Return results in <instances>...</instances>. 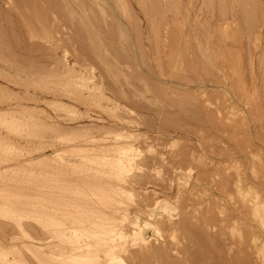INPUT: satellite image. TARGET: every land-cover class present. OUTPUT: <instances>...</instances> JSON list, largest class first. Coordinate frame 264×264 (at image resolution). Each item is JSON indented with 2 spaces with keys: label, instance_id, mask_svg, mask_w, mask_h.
I'll list each match as a JSON object with an SVG mask.
<instances>
[{
  "label": "rangeland",
  "instance_id": "obj_1",
  "mask_svg": "<svg viewBox=\"0 0 264 264\" xmlns=\"http://www.w3.org/2000/svg\"><path fill=\"white\" fill-rule=\"evenodd\" d=\"M251 3L0 0V166L6 169H0V227H6L0 229V246L5 248H0V255L6 253V264H64L61 258L44 253L59 257L64 246L79 238L90 239L93 246L101 248H97L100 258L107 259L108 248H102L99 240L100 232L110 228L106 221L112 203L106 185L109 178L99 179L96 169L85 173L81 166H71L74 170L63 167L62 158H78L67 151L79 149L76 146L82 143L74 139L84 133L120 134L133 147L131 157L135 160L128 168L130 173H125L135 183L130 196L122 198L125 218L120 213L127 239L119 242L123 245H119V253L126 264H133L128 253H139L142 246L132 237L135 213L162 217V210L154 205L161 197L176 195L179 169L193 172L198 198L188 201L184 193L180 205L183 212L189 204L203 205L193 220L196 225L212 215L218 218L225 205L202 180L203 173L230 166L240 151L247 152L238 158L247 169L252 164L250 153L260 156L256 167L264 195V0ZM81 82L88 83L85 89ZM96 144L95 149L105 147ZM230 156L234 160L228 159ZM219 178L216 180L221 182ZM66 197L81 201L82 212L64 217L61 207ZM206 203L213 205L207 213ZM21 222L27 225V233L19 227ZM65 223L76 228V233L71 230L65 236L58 231ZM161 223L166 243L151 237L150 250L163 246L168 248V257L150 258L147 262L151 264H236L237 260V264H248L245 258L250 250L230 243L236 238L228 228L221 238L220 224L207 229L210 237L219 241L207 244L209 251L200 254L203 243L191 241V234L182 230L171 237L169 221L163 218ZM258 236L254 263L264 264V234L258 231ZM144 257L137 263L146 264Z\"/></svg>",
  "mask_w": 264,
  "mask_h": 264
},
{
  "label": "bare ground",
  "instance_id": "obj_2",
  "mask_svg": "<svg viewBox=\"0 0 264 264\" xmlns=\"http://www.w3.org/2000/svg\"><path fill=\"white\" fill-rule=\"evenodd\" d=\"M46 1V0H45ZM48 1V0H47ZM97 1V0H96ZM250 1V0H249ZM83 2V1H82ZM94 2V1H93ZM249 3V2H248ZM253 3V0H252ZM251 3V5H252ZM244 4V2H243ZM97 5V4H96ZM248 4H246L247 6ZM249 6V5H248ZM256 6V5H254ZM81 7V6H79ZM153 6H151L152 8ZM150 8V10H152ZM248 8V7H247ZM154 9V7H153ZM255 9V8H254ZM245 11V10H244ZM248 13V12H247ZM247 16V15H246ZM254 15H252L253 18ZM89 17V16H88ZM103 18V17H102ZM114 18V17H113ZM247 19V18H246ZM251 19V17L249 18ZM264 19V18H263ZM93 20V19H92ZM251 21V20H250ZM254 22V19L252 20ZM251 21V22H252ZM258 21V20H257ZM91 22V21H90ZM252 22V23H253ZM89 23V22H88ZM119 26V25H117ZM155 26V25H154ZM255 26V25H254ZM92 27V26H91ZM118 28V27H117ZM116 28V30H117ZM155 28V27H154ZM157 28V26H156ZM254 28V27H253ZM256 28V27H255ZM93 29V28H92ZM108 29V28H107ZM251 29V27H250ZM82 31V30H81ZM87 31H91L90 29H88ZM119 31V29H118ZM254 31V30H253ZM85 32V31H84ZM83 32V33H84ZM97 32V31H96ZM102 32V31H101ZM100 32V33H101ZM112 32V31H111ZM121 32V31H120ZM78 33V32H77ZM82 33V34H83ZM93 33V32H92ZM85 34V33H84ZM88 35V33H86ZM125 34V32H124ZM252 34V33H251ZM94 35V34H93ZM86 36V35H85ZM89 36V35H88ZM92 36V35H91ZM125 36V35H124ZM90 37V36H89ZM118 37V36H117ZM92 38V37H91ZM225 38V37H224ZM229 38V37H228ZM123 39V38H122ZM125 39V38H124ZM88 40V39H87ZM95 41V40H94ZM93 41V42H94ZM97 41V40H96ZM119 41V40H118ZM126 41V40H125ZM227 41V40H226ZM97 43V42H96ZM94 46H97L95 44H93ZM99 45V44H98ZM198 45V44H197ZM93 46V48H94ZM204 46V45H203ZM100 47V46H99ZM98 47V50H99ZM97 48V47H96ZM226 48V47H225ZM205 49V48H204ZM89 50V49H88ZM96 50V49H93ZM208 50V49H207ZM97 52V50H96ZM101 52V51H99ZM96 54V53H95ZM105 54V53H104ZM188 56V55H187ZM109 57V56H108ZM114 58V57H113ZM214 58V57H213ZM217 58V57H216ZM215 58V59H216ZM236 61V60H235ZM128 63V62H127ZM239 64V63H238ZM126 65V64H125ZM190 65V63H189ZM66 66V65H64ZM223 68V67H222ZM224 69V68H223ZM69 70V69H68ZM66 70V71H68ZM162 70V68H161ZM72 72V70H69V72ZM221 71V70H220ZM74 74L76 73V71H73ZM123 72V71H122ZM133 72V71H132ZM196 72V71H195ZM67 74V73H66ZM69 75V73H68ZM170 75V74H169ZM173 75V74H172ZM208 75V74H207ZM71 76V74H70ZM177 76V75H176ZM174 77V76H173ZM200 77V76H199ZM80 78V77H79ZM84 79V78H83ZM143 79V78H142ZM91 80V77L90 79ZM88 80V81H89ZM202 80V79H201ZM220 80V79H219ZM87 81V80H86ZM90 82V81H89ZM153 82V81H152ZM86 83V82H85ZM80 86L82 89L86 88L84 86H87L88 83H86V85L84 84V82L80 83ZM133 86V85H132ZM170 86V85H169ZM90 87V86H89ZM161 87V86H160ZM77 88V87H76ZM157 88V87H156ZM163 88V87H162ZM172 88V87H171ZM80 89V88H79ZM155 89V88H154ZM153 89V90H154ZM232 89V88H231ZM77 90V89H76ZM87 90V89H86ZM146 90V88H145ZM152 90V89H151ZM165 90V88H164ZM240 90V89H238ZM91 91V88H90ZM172 91V90H171ZM176 91V90H175ZM84 92V90L81 91V93ZM88 92V90H87ZM156 92V90H155ZM160 92V90H159ZM54 93V92H53ZM80 93V92H79ZM91 93V92H90ZM195 93V91H194ZM237 93V92H236ZM206 94V93H205ZM75 95V94H74ZM88 95V94H87ZM92 95V93H91ZM93 96V95H92ZM77 97V96H76ZM81 97V94L80 96ZM86 98V97H85ZM181 98V97H180ZM199 98V97H198ZM236 98V97H235ZM84 99V98H83ZM91 99H93V97H91ZM218 99V98H217ZM241 99V98H240ZM82 100V98H81ZM85 100V99H84ZM247 100V99H245ZM92 101V100H91ZM78 102V101H77ZM83 102V101H81ZM159 102V101H158ZM206 102V101H205ZM242 102V100H241ZM154 104V103H153ZM235 106V105H234ZM238 106V105H237ZM218 108V107H217ZM216 108V109H217ZM177 109V108H176ZM203 109V108H202ZM235 110V109H234ZM199 111V110H197ZM218 112V110H217ZM220 112V111H219ZM235 112V111H234ZM85 115V114H84ZM80 119V118H78ZM77 119V120H78ZM76 120V121H77ZM83 120V119H82ZM92 120V119H91ZM75 121V122H76ZM98 126V125H97ZM68 127V126H67ZM66 127V128H67ZM94 127V126H93ZM59 129V128H58ZM89 129V128H88ZM73 130V129H72ZM85 130V129H83ZM107 134V132H106ZM104 133H102L101 135H89L86 136L85 133L84 135L82 134V136H78L76 137V139L74 140H80V142L82 143L80 147L76 146L79 149H75L73 151L70 150V148L68 149L67 152H74L71 155H74L76 158L75 160L72 159H64L62 158V156L60 157V159L62 158V160L64 161L63 167H66L70 169L71 166H79L78 168L83 167L84 169H86V171H84L85 173L87 172V170H91V172H93L96 169V174H101L99 179H102L104 176L108 177L107 179L108 184L107 185V191H108V195L109 198H111V204H110V213L109 214V219L106 221H109V226L110 228H108V230H106L104 228V230H106L104 232V230H102L103 233L101 241L99 240L101 247L103 248L104 245H106V247L108 248L106 250L107 252V259L103 260L100 258L99 256V251L96 246H93L94 244H92L93 242L90 239H84V238H79L77 239V241H74L75 243L69 246H67V248H65L64 246V253L61 256H56L53 254H49V253H44L45 256H53V257H57V258H61L62 262L64 264H126L125 263V259H123V257L121 256V254L119 253V242L120 241H124V239L127 237L124 233V229L122 228V223H124V221L122 220V218L120 217V213H122V203L123 200L122 198L126 195L131 194V190H133L134 187V183L132 179L129 178V175L126 174L125 172L128 171L129 166L131 167V165L133 164V160L131 157V150H132V145L125 140V138H123L122 135L120 134H116L115 136H109L106 135ZM126 138H128V136H126ZM96 142H100L105 147L99 148V149H95L97 147ZM193 143V142H192ZM72 148V147H71ZM74 149V148H73ZM40 150V149H39ZM193 150V149H192ZM41 151V150H40ZM257 151V150H256ZM34 152V151H33ZM66 152V153H67ZM256 153V152H255ZM32 154V153H31ZM64 154V153H63ZM70 154H68L70 156ZM161 154V153H159ZM196 154V153H195ZM222 154V153H221ZM247 152L245 153L244 151H240L238 152L235 156L237 157V160H234V157L230 156L228 159H232L234 160L233 163L231 161V165L226 166L224 169H218L215 171H205L203 174L204 178L202 179L203 181H206L207 184H209L212 189L215 191V193L218 195L219 198H221V200L223 201V209L220 210V214L219 217H215V216H210L207 219H205L201 225H196L193 224V220L196 217V213L199 207H202L203 205L199 204L197 206V204L192 203L189 204L187 207L188 209H186L185 212H183V207H181L180 205V201H183V196L185 195L184 193L187 194L186 200L193 201V198L195 199L197 197V193H196V187L193 185L192 182V173L189 171L188 172H183L179 169V172L176 173L177 175V184H178V191H176V195L174 197H170V198H164L161 197L157 203H155V209H161L163 216L160 217L159 215H154L152 213L148 214L147 216H145V214H143L142 212H136L135 214H137L136 220L133 222L132 226L134 225L136 227V230L134 232V236L133 240L135 242H140L142 244L141 246V251H139V253H128L130 256L131 261L133 262V264H138L137 262L140 260L139 257L145 256L147 258L144 257V259H146V264H151L149 262H147L148 259L150 258H157V259H167L168 257V248L167 249H162L161 247H159V250L156 249V251H151L150 250V244L152 242V238H156L157 240H162L163 243H166V239L164 238V236L162 235L163 231H161V219L165 218L166 220L169 221V231H170V236L174 237L175 233H177V231L182 230L184 231V233H189L191 234V238H193L191 241H195L197 243H203L204 246L200 247V254L201 252L206 253V251H209V246H207V244L211 243H217L219 241V239L217 238V240L215 238L210 237V234H208V228L209 227H216L217 225H219V232L218 234L220 235V237L222 238L223 236L226 235V228L229 229V231L231 232V236L234 237V239L236 238V240L234 241H230V243L237 245L238 247L240 245L246 246L249 250H250V254L248 256V264H255L254 263V249L256 250V246H258L257 244L260 241V236H258V231H261V233L264 234V195L262 194V189H260V183L259 182V170L256 167V162H258L260 159V156L257 155H253L252 153L250 156V159L252 160V164L250 165L249 169H247V167L245 168L243 164L240 163L239 161V157L241 156H246ZM192 155V153H191ZM65 156V154H64ZM133 156V154H132ZM184 156V155H183ZM190 156V155H189ZM193 156V155H192ZM227 156V155H226ZM234 156V155H233ZM68 157V156H67ZM66 157V158H67ZM73 157V156H71ZM194 157V156H193ZM55 158V157H54ZM69 158V157H68ZM134 158V157H133ZM167 158V157H166ZM181 158V157H180ZM185 158V157H184ZM201 158V157H200ZM204 158V157H203ZM225 158V157H224ZM227 158V157H226ZM242 158V157H241ZM246 158V157H245ZM176 159V158H174ZM178 159V158H177ZM211 159V158H210ZM249 159V158H248ZM183 160V159H181ZM202 160V158H201ZM201 160L199 162H201ZM9 161V160H8ZM193 161V160H191ZM211 161V160H210ZM209 161V162H210ZM62 162V161H61ZM171 162V161H170ZM196 162L198 164V161L196 159ZM19 163V162H18ZM211 163V162H210ZM209 163V164H210ZM2 164V163H1ZM62 164V163H61ZM87 164V165H86ZM89 164H93V166H90ZM171 164V163H170ZM181 164V163H180ZM195 164V163H194ZM201 164V163H200ZM214 164V163H213ZM218 164V163H217ZM258 164V163H257ZM4 165V164H3ZM203 165V164H202ZM212 165V163H211ZM220 165V164H219ZM248 165V164H247ZM17 166V165H16ZM90 166V167H88ZM96 166V168H95ZM101 166V167H100ZM201 166V165H200ZM1 167V166H0ZM138 167V166H137ZM141 166H139L140 168ZM210 167V166H209ZM8 168V167H7ZM73 170L75 169V167H71ZM78 168H76L78 170ZM82 168V170H84ZM103 168V169H101ZM104 168H106V170H104ZM135 168V167H134ZM191 168V167H190ZM221 168V167H219ZM1 170L5 169L3 168V166L0 168ZM132 169V168H131ZM176 169V168H174ZM211 169V168H210ZM217 169V168H216ZM6 170V169H5ZM72 170V171H73ZM80 170V169H79ZM134 170V169H133ZM194 170V169H193ZM63 171V169H62ZM70 171V170H67ZM88 171V172H89ZM132 171V170H130ZM66 172V171H65ZM76 172V170L74 171ZM72 172V173H74ZM83 173V171H81ZM129 172V171H128ZM127 172V173H128ZM172 172V171H171ZM68 173V172H67ZM78 173H80V171H78ZM81 173V174H82ZM85 173L84 176L86 175ZM90 173V172H89ZM88 173V174H89ZM95 173H93L95 175ZM124 173L126 175H128L126 177V175H124ZM130 173V172H129ZM65 174V173H64ZM87 174V175H88ZM263 174V173H262ZM262 174L260 173V175L262 176ZM61 175V174H60ZM63 175V174H62ZM66 175V174H65ZM90 175V174H89ZM92 175V174H91ZM93 175V176H94ZM96 175V176H97ZM95 176V177H96ZM133 176V175H132ZM136 176V175H135ZM65 177V176H63ZM80 177V176H79ZM102 177V178H101ZM139 177V176H138ZM150 177V176H149ZM175 177V176H174ZM195 177V176H194ZM197 177V176H196ZM217 177H220L222 179L221 182H218L216 180ZM67 178V177H66ZM72 178V177H70ZM105 178V177H104ZM144 178V176H143ZM219 178V179H220ZM62 179V178H61ZM75 179V178H74ZM86 179V178H85ZM98 179V178H97ZM140 179V177H139ZM149 179V178H148ZM164 179V178H163ZM175 179V178H174ZM65 180V179H64ZM70 180V179H69ZM200 178L198 179V182H200ZM262 180H264L262 178ZM62 181V180H61ZM75 181V180H74ZM147 181V180H146ZM164 181V180H163ZM261 181V180H260ZM78 182V180H77ZM138 182V181H137ZM171 182V181H169ZM173 182V181H172ZM263 182V181H262ZM64 183V182H63ZM68 183V181H67ZM66 183V184H67ZM72 182H69V184H71ZM74 183V182H73ZM65 184V183H64ZM77 184V183H76ZM84 184V183H81ZM205 184V183H204ZM80 185V184H79ZM173 185V183H172ZM175 185V184H174ZM262 185V184H261ZM65 186V185H64ZM99 186V185H98ZM141 186V185H140ZM67 187H69L67 185ZM77 187V186H76ZM79 187V186H78ZM102 187V186H101ZM156 187V186H155ZM100 188V186H99ZM98 188V190L100 191V189ZM104 188V186L102 187ZM160 188V187H159ZM70 189V187H69ZM96 189V188H95ZM210 189V188H209ZM85 190V189H84ZM97 190V191H98ZM105 190V189H104ZM196 190V191H195ZM62 191H64L62 189ZM67 191V190H66ZM70 191V190H69ZM105 191V192H107ZM153 191V190H151ZM72 192V191H71ZM80 192V191H78ZM155 192V191H154ZM205 192V191H204ZM74 193V192H73ZM77 193V192H76ZM84 193V192H83ZM207 192H205L206 194ZM210 193V192H209ZM68 194V193H66ZM99 194V193H98ZM102 194V193H101ZM158 194V193H157ZM199 194V193H198ZM213 194V193H212ZM64 195V194H62ZM70 196V194H68ZM201 195V194H200ZM199 195V196H200ZM130 196V195H129ZM160 196V195H159ZM203 195H201L200 197H202ZM207 196V195H206ZM64 198V196H62ZM89 197V196H88ZM138 197V196H137ZM148 197V196H147ZM217 197V196H216ZM217 197V198H218ZM62 198V199H63ZM68 197H66L64 204H62L61 207V212L63 214L64 217H70V216H74V214L79 213L82 209H84V204L81 205L80 202H72L70 201V199H67ZM74 198V197H72ZM198 198V197H197ZM79 199V198H78ZM77 199V200H78ZM157 199V198H156ZM202 199V198H201ZM208 199V198H207ZM212 199V198H211ZM216 199V198H215ZM68 200V201H67ZM72 200V199H71ZM76 200V199H75ZM93 200V199H92ZM200 200V199H199ZM205 200V199H204ZM214 200V199H213ZM64 201V199H63ZM110 201V200H109ZM206 201V200H205ZM207 201H210L209 199ZM218 201V199H217ZM222 201H218L219 203H221ZM198 202V201H197ZM215 203H218L214 200ZM63 203V202H62ZM189 203V202H188ZM205 203V202H204ZM208 203V202H207ZM206 203V204H207ZM212 203V202H210ZM184 204V203H183ZM203 204V203H202ZM7 205V204H5ZM88 205V204H87ZM109 205V204H108ZM205 207V212H209L212 210L213 205H209ZM4 206V205H2ZM18 206V205H17ZM153 206V207H154ZM217 207V206H216ZM220 206V208H222ZM4 208H8L6 206H4ZM2 208V209H4ZM19 208V207H18ZM36 208V207H35ZM92 208V207H91ZM147 208V207H146ZM37 209V208H36ZM94 209V208H93ZM90 209V210H93ZM106 209V208H105ZM138 209V208H137ZM152 209V208H151ZM183 209V210H182ZM216 209V208H215ZM218 209V208H217ZM89 210V211H90ZM94 210L98 211L97 208H95ZM150 210V209H149ZM219 210V209H218ZM217 210V211H218ZM7 211V210H6ZM28 211V210H27ZM108 211V213H109ZM152 211V210H151ZM156 211V210H155ZM15 212V211H14ZM22 212V211H21ZM82 212V211H81ZM80 212V213H81ZM135 212V211H134ZM1 213V212H0ZM8 213V212H7ZM6 213V215H7ZM97 213V212H96ZM102 213V212H101ZM126 213V212H125ZM155 213V212H154ZM205 213V214H206ZM5 214V213H4ZM123 214V213H122ZM129 213L127 212L126 215H128ZM204 214V215H205ZM212 214V213H211ZM3 215V214H2ZM97 215V214H96ZM103 215V213H102ZM105 215V214H104ZM125 214H123L122 216H124ZM199 215V214H198ZM128 217V216H126ZM25 218V216H24ZM35 218V217H34ZM125 218V216H124ZM174 218H177V221H175ZM5 219V218H4ZM97 219V218H96ZM128 219V218H127ZM1 220V219H0ZM62 220V219H61ZM37 221V220H36ZM6 222V221H5ZM18 222V221H17ZM23 223V222H21ZM19 223V227L22 228V230L24 232L27 233L28 229L26 230L24 223L21 224ZM165 223V222H163ZM197 223V222H196ZM7 224V223H6ZM17 224V223H16ZM26 224V223H25ZM56 224V223H55ZM8 225V224H7ZM6 225V226H7ZM13 225L10 223V226ZM65 225H67V223H65ZM64 224L62 225V228L59 227L58 231L64 233L65 236H67V233L71 232V230H73V228L71 226H65ZM97 225V223H96ZM3 226L4 228V224L1 225V227ZM9 226V227H10ZM101 226V225H100ZM167 226V225H166ZM0 227V229H1ZM58 227V224H57ZM56 227V230H57ZM86 227V226H85ZM2 228V229H3ZM6 228V227H5ZM4 228V229H5ZM29 228V226L27 227ZM33 228V227H32ZM82 228V227H81ZM1 229V230H2ZM13 229V227H12ZM49 229V228H48ZM76 228H74V230L72 231V233H76ZM31 230V229H30ZM33 230H35V228H33ZM55 230V229H54ZM81 230V229H80ZM84 230V229H83ZM168 230V229H167ZM3 231V230H2ZM53 231V229L51 230ZM133 231V230H132ZM168 231V232H169ZM31 233V231H29ZM56 232V231H55ZM85 232V231H84ZM92 232V231H91ZM5 233V232H4ZM3 233V234H4ZM52 233V232H51ZM97 233L94 231V234ZM10 234V233H9ZM71 234V233H70ZM29 235V234H28ZM72 235V234H71ZM92 235V234H91ZM96 235V234H95ZM101 235V234H100ZM130 235V234H129ZM133 235V234H132ZM77 236V235H76ZM98 236H99V232H98ZM169 236V237H170ZM10 237V236H9ZM94 237V236H93ZM101 237V236H99ZM131 237V238H132ZM262 237V236H261ZM78 238V236H77ZM167 238V237H166ZM33 240H36L35 238L32 237ZM60 239V238H59ZM92 239V238H91ZM127 239V238H126ZM7 240V239H6ZM38 240V239H37ZM36 240V241H37ZM222 240V239H221ZM39 241V240H38ZM67 241V240H66ZM131 241V240H130ZM223 241H226V238H224ZM68 243V242H67ZM98 243V242H97ZM96 243V244H97ZM224 243V242H223ZM226 243V242H225ZM126 244V243H125ZM138 244V243H136ZM166 245V244H163ZM206 245V246H205ZM38 246V245H37ZM99 246V245H98ZM123 246V245H122ZM129 246V245H128ZM226 246V245H225ZM231 246V245H230ZM105 247V246H104ZM135 247V246H134ZM169 247V246H168ZM1 250H5L4 247H1ZM43 248V247H42ZM49 249H54L56 247L53 246H49ZM123 248V247H122ZM161 248V249H160ZM215 248V247H213ZM231 248V247H230ZM234 248V247H233ZM37 249L41 250V247L38 246ZM101 249V248H99ZM121 249V248H120ZM126 249V248H125ZM128 250V249H126ZM140 250V249H139ZM170 250V249H169ZM216 250V249H214ZM231 250V249H230ZM42 251V250H41ZM123 251V250H122ZM128 252V251H127ZM135 252V251H134ZM21 253V252H20ZM2 254V253H1ZM23 255V254H22ZM203 255V254H202ZM127 256V255H126ZM1 259L3 260L2 263H7L8 259H7V255L5 253V255H0ZM128 257V256H127ZM214 257V256H213ZM205 258V257H203ZM216 258V257H215ZM211 259V257H210ZM10 260V259H9ZM143 260V259H141ZM153 260V259H152ZM149 261V260H148ZM11 262V261H10ZM9 262V263H10ZM23 263V260L20 261ZM142 262V261H141ZM238 260L235 262L237 264ZM242 262V261H241ZM1 263V264H2ZM8 263V264H9ZM12 263V262H11ZM44 263V262H43ZM13 264V263H12Z\"/></svg>",
  "mask_w": 264,
  "mask_h": 264
}]
</instances>
